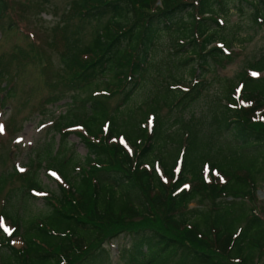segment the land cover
Masks as SVG:
<instances>
[{"label": "trees", "instance_id": "16d2710c", "mask_svg": "<svg viewBox=\"0 0 264 264\" xmlns=\"http://www.w3.org/2000/svg\"><path fill=\"white\" fill-rule=\"evenodd\" d=\"M74 5L77 22L64 35L61 57L73 93L66 112L52 119L61 140L39 147L29 165L55 170L59 193L31 172L23 177L17 196L28 201L37 198L33 190L49 192L48 209L27 215L28 206L12 198L0 210L14 226L11 234L0 227V264H112L106 243L120 234L128 243L119 248L118 264H264V206L257 203L264 175V53L235 78L218 76L209 118L215 129L184 120L185 111L210 93L208 73L234 60L219 17L249 8L252 21L263 25L264 0ZM12 7V0H0V21ZM88 27L92 40L82 45ZM164 33L176 55L166 70L158 62ZM188 65L190 80L176 73ZM153 69L169 81L156 79L145 112L126 109L153 82ZM115 94L121 97L113 104ZM164 107L172 116L161 114ZM76 127L84 129L85 156L67 153V135ZM5 181L1 177L0 194ZM195 200L210 207L191 208ZM16 238L22 246L12 243Z\"/></svg>", "mask_w": 264, "mask_h": 264}, {"label": "rangeland", "instance_id": "374dc122", "mask_svg": "<svg viewBox=\"0 0 264 264\" xmlns=\"http://www.w3.org/2000/svg\"><path fill=\"white\" fill-rule=\"evenodd\" d=\"M74 1L12 0L11 12L0 21V179L2 177L6 180L0 194V210L7 207L12 198L14 201H21L23 206H28L27 215L48 209L45 195L49 192H32L37 198L29 197L28 201L17 196L21 194L19 188L24 183L23 177L30 172L46 189L59 193L57 180L61 179L55 172H50L46 167L34 171L29 165L33 156L37 158L39 147L50 140H55L56 143L61 140L52 119H55L54 113L60 115L66 112L73 93L68 88L70 76L62 66L61 57L64 52V35L77 22L72 16ZM219 18L221 22H225L222 34L233 42L231 50L234 52V60L213 73H208L213 79L210 93H204L184 114V120L190 125L198 127V121L201 120L203 123L200 127L211 129H215L210 125L209 118L214 93L219 88L218 76L235 78L247 61L264 53V23L255 24L250 17L249 8L243 13L232 8L227 15ZM91 31L89 27L85 30V36L81 37L82 45L91 42ZM171 49V37L164 33L158 42V62L165 70L176 59ZM81 53L82 51L77 55L80 58ZM191 69L192 65H188L178 69L176 73L190 80ZM150 77L153 82L140 88L126 109L136 108L138 113L146 111L147 101H152L150 97L156 79L164 80L156 69H153ZM165 78L168 76L165 75ZM53 95L59 99L50 103L47 99ZM118 95L115 94L111 99L113 104L120 99L121 96ZM161 114L171 115L167 107L161 108ZM70 130L71 133L67 135L68 155L76 152L85 156L87 148L79 135L84 133V129L76 127ZM262 176L258 183L257 203L264 206V175ZM207 177H210L209 173ZM198 206L206 209L210 207V203L207 200H195L190 204L191 208ZM18 211L25 213V207L19 206ZM0 225L8 233L13 231L11 222L6 218H0ZM12 243L17 247L23 244L19 238ZM126 243L128 237H124V234L106 243L111 252L112 264H118L119 248Z\"/></svg>", "mask_w": 264, "mask_h": 264}]
</instances>
